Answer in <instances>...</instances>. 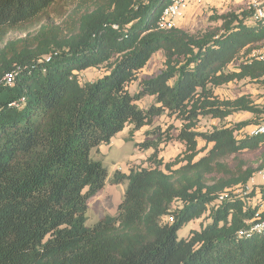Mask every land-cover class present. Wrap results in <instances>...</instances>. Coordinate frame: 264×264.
Here are the masks:
<instances>
[{
    "label": "trees",
    "instance_id": "obj_1",
    "mask_svg": "<svg viewBox=\"0 0 264 264\" xmlns=\"http://www.w3.org/2000/svg\"><path fill=\"white\" fill-rule=\"evenodd\" d=\"M67 1L0 0V264H264V235L251 230L264 185L237 191L264 167V133H250L264 96L220 92L264 88L254 7L191 31L160 27L172 0H81L69 14ZM159 52L162 67L142 75ZM241 113L255 121L230 119ZM127 126L145 128L135 146L150 153L110 174L94 151ZM170 142L182 150L167 162ZM107 183H127L117 211L88 225Z\"/></svg>",
    "mask_w": 264,
    "mask_h": 264
},
{
    "label": "rangeland",
    "instance_id": "obj_2",
    "mask_svg": "<svg viewBox=\"0 0 264 264\" xmlns=\"http://www.w3.org/2000/svg\"><path fill=\"white\" fill-rule=\"evenodd\" d=\"M80 1L81 0H68V5H66L68 8L67 14L71 13L74 10L75 6L81 3ZM263 1L264 0H205L202 3L190 6L186 10L184 16L178 20L177 25L191 31H196L198 29L212 26L214 27L217 25L218 21L213 19V16L225 14L229 11L241 12L243 10L252 8L256 3H260ZM50 14V18L54 19L57 22H61L66 18V16L58 17L56 11H51ZM43 21L44 20L34 24L33 26H26L16 29L10 33L9 38H19L24 36L27 32L35 31L41 26V23ZM3 44H0V46ZM163 60L164 59L162 53H156L149 61L146 68L142 71V75L154 74L159 71V69L163 65ZM98 74L99 71L95 69H89L83 73V78L86 80L95 79ZM223 89L224 90L220 91L222 96H238L246 93L250 94L252 98L257 101H259L261 97L264 96V88L260 89L257 83L250 81L232 83L231 85H229L228 87H224ZM132 90H135V85H133ZM149 101L150 100L147 99L145 100V103L148 104ZM250 116L251 115L249 113H241L236 116L230 117V119L234 122L239 120H250L253 118L252 120L255 121L256 117ZM161 121L162 124L165 125L164 119H162ZM257 121H259V123L257 124H264V116L258 118ZM212 122L214 121L210 117L203 118L199 123V127L201 130L207 129L213 126ZM160 126L162 125L160 124ZM254 127L255 126L250 127V133H252L251 131ZM138 138L139 136L137 134L134 135L131 133L130 126L126 127L123 132L117 135L111 145L99 147L94 151V155L99 157L102 163L106 167H108L111 172H113V170L115 169L126 170L129 165L143 163L150 153V151H141L135 146L136 140ZM181 150L182 147L178 142H170L169 144L163 146L160 156L167 162L172 161L177 157L178 154H180ZM263 150L259 151L258 156ZM244 156L251 157V153H245ZM126 185L127 183H108L104 189L90 198L89 209L87 213L88 225H93L106 214H113L123 196ZM204 221L206 222L205 219H200L189 222L180 229L179 236H187L192 228L199 229L201 226V222Z\"/></svg>",
    "mask_w": 264,
    "mask_h": 264
},
{
    "label": "built area",
    "instance_id": "obj_3",
    "mask_svg": "<svg viewBox=\"0 0 264 264\" xmlns=\"http://www.w3.org/2000/svg\"><path fill=\"white\" fill-rule=\"evenodd\" d=\"M203 1L205 0H172V2L163 10L160 19V27L172 28L176 26L178 20L184 16L186 10L190 6L202 3ZM253 7L254 11L252 14V20L264 24V1L256 3ZM253 55L264 62V45L254 50ZM251 132L252 134L264 133V124L256 125ZM258 184L264 185V167L250 179L246 188H239L237 191L243 193V195H247L248 191ZM259 197L260 195H256L255 199L260 200L258 199ZM251 230L264 235V221L256 223Z\"/></svg>",
    "mask_w": 264,
    "mask_h": 264
},
{
    "label": "crops",
    "instance_id": "obj_4",
    "mask_svg": "<svg viewBox=\"0 0 264 264\" xmlns=\"http://www.w3.org/2000/svg\"><path fill=\"white\" fill-rule=\"evenodd\" d=\"M127 127H129V126H127ZM131 128V127H130ZM124 130H122L121 132H123ZM121 132H119L118 134H120ZM117 134V135H118ZM138 135L139 136V138L137 139L138 141L139 140H142L144 137H145V128H143V129H141V130H138V131H136V132H134V135ZM117 135L112 139V141H111V143L109 144V145H111L112 143H113V141L115 140V138L117 137ZM135 138V137H134ZM136 140V141H137ZM109 145H102V146H100V147H103V146H109ZM96 158H98L99 159V157H97V156H95ZM108 168V167H107ZM116 170V169H115ZM115 170H113V172L115 171ZM126 170H128V167H127V169ZM126 170H124V171H126ZM109 172H110V174H112L113 172H111L110 170H109ZM108 184V183H107ZM122 184H124V183H122ZM126 187H127V185H126ZM125 192V191H124ZM124 194V193H123ZM123 197V196H122ZM122 199V198H121ZM121 201V200H120ZM119 201V202H120ZM118 206V205H117ZM116 211H117V208H116V210L113 212V214H115L116 213ZM112 214V215H113Z\"/></svg>",
    "mask_w": 264,
    "mask_h": 264
}]
</instances>
